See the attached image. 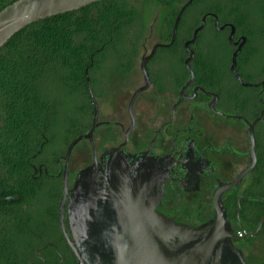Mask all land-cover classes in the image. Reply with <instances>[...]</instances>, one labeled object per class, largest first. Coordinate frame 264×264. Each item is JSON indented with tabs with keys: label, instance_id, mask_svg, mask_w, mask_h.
<instances>
[{
	"label": "trees",
	"instance_id": "1",
	"mask_svg": "<svg viewBox=\"0 0 264 264\" xmlns=\"http://www.w3.org/2000/svg\"><path fill=\"white\" fill-rule=\"evenodd\" d=\"M11 1L0 0V9ZM154 1L163 10L158 41L167 42L185 0ZM140 3L95 0L34 20L0 46V196L19 194L0 200V264H59L55 246L62 264H77L57 217L61 181L43 170L34 172L32 164L44 162L50 173L57 171L56 158L45 157L64 153L71 140L90 128L94 109L88 80L96 96L102 93L95 92L98 82L106 88L114 75L123 80L130 75L147 28ZM208 12L232 22L245 44H253V52L264 45V0H191L173 42L158 46L146 63L160 49L182 50L185 75L174 74L177 88L188 76L185 42ZM191 47L194 81L221 93L220 81L231 76L232 45L226 32L207 18ZM245 52L244 45L237 54L238 66ZM251 194L264 198V189ZM250 201L252 216L245 220L253 226L264 203ZM258 232L264 233V222Z\"/></svg>",
	"mask_w": 264,
	"mask_h": 264
},
{
	"label": "flooded vegetation",
	"instance_id": "2",
	"mask_svg": "<svg viewBox=\"0 0 264 264\" xmlns=\"http://www.w3.org/2000/svg\"><path fill=\"white\" fill-rule=\"evenodd\" d=\"M207 18L212 19L215 29L226 32L232 45L231 76L226 78L228 81H220L221 93L192 79L173 114L171 108L175 100L169 112L168 107L163 108L164 99L156 103V107H140L134 110V122L128 130L131 123L128 112L127 121L106 114L97 118L98 124L93 132L95 153L90 140L83 137L71 147L68 157L66 151L72 140L64 153L45 157L56 158L57 171L50 173L44 162L38 166L32 164L34 172L43 170L61 181L57 217L66 242L61 217L70 239L80 247L90 237L79 226L96 225L102 221L124 223L137 208L149 209L152 205L171 223L201 226L214 215L213 192L216 186L235 179L252 162L253 147L248 132L252 122L255 164L221 194V199L232 230V243L242 251L237 242L255 234L249 231L256 223L252 226L245 219L252 216L250 200L264 203L263 197L251 194L253 190L264 189V45L260 44L253 52V44H245L246 38L236 33L232 22L221 21L212 12L206 13L204 24ZM193 42L189 43L190 48ZM244 45L246 52L238 66L237 54ZM187 79L188 76L178 87V93ZM180 104L185 105L179 107ZM99 127L100 137L96 136ZM82 139L88 140L89 159H85L71 178L70 158L75 145ZM98 140L100 149L96 145ZM65 158H68V165L64 193ZM96 205L102 208L101 211ZM132 207L134 210L129 212ZM118 215L123 219L115 220ZM103 216L106 219L102 220ZM244 225L249 228H243ZM239 229L241 233L237 232ZM55 248L59 261L60 257L63 261L62 253L57 246ZM73 253L77 264H81ZM79 253L84 264H89L86 260L89 252L83 249ZM241 255L247 264H264V260L257 263L247 259L243 251Z\"/></svg>",
	"mask_w": 264,
	"mask_h": 264
},
{
	"label": "water",
	"instance_id": "3",
	"mask_svg": "<svg viewBox=\"0 0 264 264\" xmlns=\"http://www.w3.org/2000/svg\"><path fill=\"white\" fill-rule=\"evenodd\" d=\"M92 1L95 0H13L0 9V46L17 30L34 20L78 8ZM190 1L185 0L181 4L174 20L170 40L154 43L150 51L141 58L140 67L144 75V83L133 90L128 100L127 112L131 118V123L127 130L130 129L134 122V100L137 94L150 84L151 78L146 63L158 46H167L173 42L180 15ZM205 17L206 14L202 17L200 24L193 30L192 37L185 42L188 55L184 59V65L188 70V79L181 86L179 95L173 103L171 108L172 114L180 100L185 96L184 89L193 79L194 71L190 65V60L194 55V51L190 48L189 43L195 40L198 30L204 25ZM229 39H231V35H229ZM235 55L236 51L233 54V68ZM88 85L94 109L92 124L87 132L78 135L70 142L66 151V157H68L71 147L83 137H87L90 140L95 153L93 132L98 124V106L89 80ZM210 105L212 104L210 103ZM253 125L254 122L249 123L248 126L249 139L253 147L252 162L235 179L229 182H220L216 186L213 192L214 215L211 219L198 227H186L168 221L155 209L154 205L149 209L137 208V211L132 207L129 212L133 210L134 212L132 215H129V218L125 219L127 221L124 223H119L118 221H106V223H103L102 221L96 225L79 226L90 237L84 246L80 245L79 247L77 242L75 244L70 239L61 217L62 231L67 239L68 245L75 252L78 261L84 264L79 252L86 249L87 253L89 252L86 255V260L89 264H247L241 255L242 251L231 241L233 234L226 219L221 194L233 186L241 178L243 173L255 164ZM67 165L68 158H65L63 178L64 193L67 190ZM17 198H19V194L17 193L0 196V200H14ZM96 207L101 211L102 208L100 206L96 205ZM103 219L106 218L103 216ZM114 219L120 220L123 219V216L118 215ZM263 222L264 212L249 233H256ZM234 236L240 237V235L236 234ZM76 246H78L80 251ZM61 263L62 257H60L59 261V264Z\"/></svg>",
	"mask_w": 264,
	"mask_h": 264
},
{
	"label": "rangeland",
	"instance_id": "4",
	"mask_svg": "<svg viewBox=\"0 0 264 264\" xmlns=\"http://www.w3.org/2000/svg\"><path fill=\"white\" fill-rule=\"evenodd\" d=\"M140 11L143 14L144 21L147 23V28L142 36L141 47L139 54L135 59V64L132 72L124 80L114 75L106 84L98 82L94 86L95 92L101 93L95 96L98 106V118L101 119L106 114L111 117L119 118L122 121H127V103L133 90L144 83V75L140 67L142 56L147 53L151 46L158 42L159 25L163 16V10L154 0H140ZM226 46L224 42V47ZM182 50L177 53L169 49L158 50L156 56L147 64L150 75V84L141 90L133 103V112L140 107L153 108L156 103L165 100L163 105L168 107V112L173 101L176 100L177 86L174 81V74L179 72L181 76L185 75L184 66L181 63L180 54ZM169 86V87H168ZM167 92L168 94H164ZM185 104H180L183 107ZM173 106V105H172ZM155 109V108H154ZM180 109V108H179ZM178 109V110H179ZM101 127L97 129L96 136L100 137ZM96 145L100 149L99 140ZM90 155V146L87 139L79 141L72 152L70 158V176L73 178L79 166L83 165L85 159L88 161ZM243 228H249L244 225ZM237 245L242 249L244 256L249 260H254L257 263L264 260V233L256 232L241 241Z\"/></svg>",
	"mask_w": 264,
	"mask_h": 264
},
{
	"label": "built area",
	"instance_id": "5",
	"mask_svg": "<svg viewBox=\"0 0 264 264\" xmlns=\"http://www.w3.org/2000/svg\"><path fill=\"white\" fill-rule=\"evenodd\" d=\"M241 231H242V230H241V229H239L237 232H238V233H241Z\"/></svg>",
	"mask_w": 264,
	"mask_h": 264
}]
</instances>
